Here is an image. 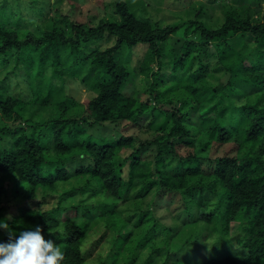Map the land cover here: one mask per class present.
<instances>
[{
	"label": "trees",
	"instance_id": "16d2710c",
	"mask_svg": "<svg viewBox=\"0 0 264 264\" xmlns=\"http://www.w3.org/2000/svg\"><path fill=\"white\" fill-rule=\"evenodd\" d=\"M67 1L0 0V219L43 226L64 264H264L262 0H220L213 24L207 2L162 23L149 0L104 2L107 15ZM137 76L146 97L124 90ZM69 80L93 94L78 100ZM73 179L112 202L68 205ZM138 187L133 222L116 205ZM168 196L171 226L153 208ZM204 222L242 253L196 261Z\"/></svg>",
	"mask_w": 264,
	"mask_h": 264
},
{
	"label": "rangeland",
	"instance_id": "374dc122",
	"mask_svg": "<svg viewBox=\"0 0 264 264\" xmlns=\"http://www.w3.org/2000/svg\"><path fill=\"white\" fill-rule=\"evenodd\" d=\"M113 0H77L80 4V9L86 12H90V14H99L100 12L104 13V15L108 14L109 10H106L107 6L103 10V3L112 2ZM152 2L149 3L148 15L154 16L157 20H161L162 23H169L176 21L180 18V16H190L195 17V13L197 12L198 7L201 6V3L207 2L208 4H213L212 9H207L209 12L204 15V19L208 20L209 23L220 22L225 16V9L221 6H217V2L220 0L214 1L211 3V0H149ZM228 3H231V0H227ZM24 2V1H22ZM76 2V3H77ZM263 8L261 17L264 18V0H262ZM65 11L72 10L70 3L65 0L62 4ZM103 10V11H101ZM199 10V9H198ZM53 14L52 10H50V15ZM139 56L135 55L133 59L134 65L138 66ZM11 62L4 63L0 61V77L4 75L6 68L11 66ZM147 88L146 79L142 78V76H137L134 80H130L127 82L125 86V92L136 93L143 97H146L145 90ZM68 91L76 96V98L80 101H85L88 97H90L93 92H91L83 83L80 81H72L69 80L67 83ZM85 180L73 179L72 182L66 183L69 187L78 186V191L71 197L67 199L68 205H80L82 202L84 203H96L103 195L97 188L94 187H86L84 184ZM96 189V190H95ZM42 195V193H40ZM140 194L139 187L133 192L132 195L128 196L125 199H122L117 205V210L120 211L126 219L137 222L139 220V205H137V197ZM135 197V199H134ZM42 199V196L39 198ZM133 199V200H132ZM196 202H200L208 200L206 196H202V199L197 196ZM107 202H112L111 200L104 199ZM26 202V201H25ZM23 203V202H17ZM34 204V203H32ZM167 206H170L171 209L168 210ZM211 207L216 206V199L212 198L209 201V205ZM156 210V216L158 220L164 225H173L175 222V215L179 216V202L177 200H173L171 197H165V199L159 202L158 206H153ZM213 208H210V212L214 211ZM17 211V209H16ZM181 224L185 221L190 220V216L181 217ZM207 224V223H206ZM203 223L194 224L196 226V231L192 233V238L194 241H198L197 246L191 247L189 254L195 258L196 261L201 259H210L214 257H224L230 254H241L242 251L239 249L237 242L233 241L232 238L228 236H223V232L210 233L208 230V226ZM223 250V251H221Z\"/></svg>",
	"mask_w": 264,
	"mask_h": 264
},
{
	"label": "clouds",
	"instance_id": "9594fccd",
	"mask_svg": "<svg viewBox=\"0 0 264 264\" xmlns=\"http://www.w3.org/2000/svg\"><path fill=\"white\" fill-rule=\"evenodd\" d=\"M12 220L11 214L0 219V230L8 236L6 242L0 241V264H64L65 253L43 226L35 225L17 234L10 227Z\"/></svg>",
	"mask_w": 264,
	"mask_h": 264
}]
</instances>
